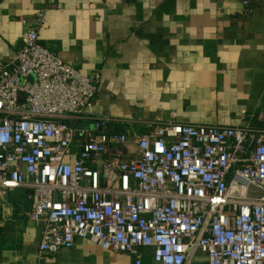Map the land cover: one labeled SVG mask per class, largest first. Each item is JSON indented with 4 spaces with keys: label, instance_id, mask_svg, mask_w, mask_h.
<instances>
[{
    "label": "built area",
    "instance_id": "1",
    "mask_svg": "<svg viewBox=\"0 0 264 264\" xmlns=\"http://www.w3.org/2000/svg\"><path fill=\"white\" fill-rule=\"evenodd\" d=\"M22 40L0 61V194L29 190L42 227L36 264H57L80 238L135 264L148 250L159 264H194L199 252L206 264H264V127L111 131V117L91 111L101 75L42 45L38 28Z\"/></svg>",
    "mask_w": 264,
    "mask_h": 264
},
{
    "label": "crops",
    "instance_id": "2",
    "mask_svg": "<svg viewBox=\"0 0 264 264\" xmlns=\"http://www.w3.org/2000/svg\"><path fill=\"white\" fill-rule=\"evenodd\" d=\"M26 27L81 73L101 75L91 111L110 116L111 131L140 135L170 121L264 127V0H0V61L16 58ZM30 208L27 189L0 194V264L37 263L42 227ZM151 252L142 264H159ZM206 263L199 252L194 264ZM57 264L135 259L80 238Z\"/></svg>",
    "mask_w": 264,
    "mask_h": 264
},
{
    "label": "water",
    "instance_id": "3",
    "mask_svg": "<svg viewBox=\"0 0 264 264\" xmlns=\"http://www.w3.org/2000/svg\"><path fill=\"white\" fill-rule=\"evenodd\" d=\"M33 77H31V79H32ZM69 125L71 126V127H74V125H75V122H73V121H71V122H69ZM83 128H88L89 127V125H86V124H82L81 125Z\"/></svg>",
    "mask_w": 264,
    "mask_h": 264
}]
</instances>
